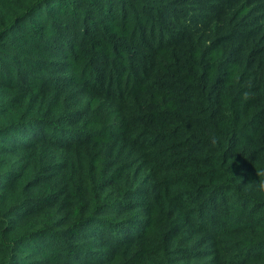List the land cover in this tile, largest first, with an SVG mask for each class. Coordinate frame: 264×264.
Wrapping results in <instances>:
<instances>
[{
  "label": "trees",
  "instance_id": "trees-1",
  "mask_svg": "<svg viewBox=\"0 0 264 264\" xmlns=\"http://www.w3.org/2000/svg\"><path fill=\"white\" fill-rule=\"evenodd\" d=\"M260 173L264 0H0V264H264Z\"/></svg>",
  "mask_w": 264,
  "mask_h": 264
},
{
  "label": "clouds",
  "instance_id": "clouds-1",
  "mask_svg": "<svg viewBox=\"0 0 264 264\" xmlns=\"http://www.w3.org/2000/svg\"><path fill=\"white\" fill-rule=\"evenodd\" d=\"M251 95H252L251 92L244 91L241 95V100L248 101L251 98ZM259 175L264 176V173H260ZM256 190L260 194H264V179H261L258 181V183L256 184Z\"/></svg>",
  "mask_w": 264,
  "mask_h": 264
}]
</instances>
